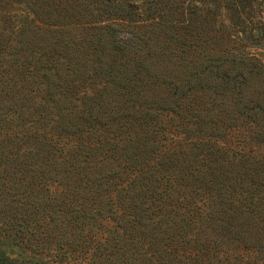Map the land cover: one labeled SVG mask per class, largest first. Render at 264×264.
Masks as SVG:
<instances>
[{"label":"trees","instance_id":"obj_1","mask_svg":"<svg viewBox=\"0 0 264 264\" xmlns=\"http://www.w3.org/2000/svg\"><path fill=\"white\" fill-rule=\"evenodd\" d=\"M256 4L225 1L240 20L258 13L264 41ZM209 8L0 0V222L34 230L31 253L264 264V155L228 141L243 120L264 148V62L231 25L209 27ZM214 107L235 121L222 127ZM42 259L18 261L0 244V264Z\"/></svg>","mask_w":264,"mask_h":264},{"label":"rangeland","instance_id":"obj_2","mask_svg":"<svg viewBox=\"0 0 264 264\" xmlns=\"http://www.w3.org/2000/svg\"><path fill=\"white\" fill-rule=\"evenodd\" d=\"M121 1H125V0H121ZM225 1L226 0H210V8L208 10L210 11V13H207L205 18L208 23V26L211 28L219 29L224 24L231 25L233 34L238 35L244 41V43L250 45L249 48H242V52L244 51L246 53L250 52L257 54L260 57V59L264 62V41H262L261 38L256 37V34L259 35V32H257L258 30H256L258 13L255 14V17H252L250 15L240 14V16L242 15L240 20L235 14L232 13L231 10L225 7ZM259 1L261 4L260 6L256 4V7H259L261 12H264V0H259ZM250 20H254L255 24H252ZM83 50L84 52L87 53L86 47H83ZM197 100L201 103H204L205 107L207 108L208 106L209 107L212 106V100L209 98L204 97L202 101H200L197 98ZM222 108L223 105L221 107V110ZM213 110L217 115L211 116L212 120L219 121L222 127H223V121L227 122L230 125L232 124V122L235 121L233 119L235 116L230 117V116L222 115L218 112V109H216V107H214ZM192 114L193 111L191 110L189 112H185L184 116H186L188 118L187 120H189ZM193 120L195 119L190 118V121ZM239 122H240L239 124L244 125V128L237 131L235 130L233 132L230 131V133L226 132L230 134V136L228 137V141H230V143L237 149L241 150V148H243V149H247L253 154L264 155V148L263 149L257 148L255 142L251 138L253 128L251 126H248L247 123L244 122L243 120ZM177 123L179 124L178 119H177ZM222 132L224 133H222L221 139H223V137L225 136V130L223 129ZM8 216H11V213H9ZM0 226H1L0 244L12 258L18 261H27L28 259H33V258H43L42 260L44 262L45 261L48 262V264H58L57 259L55 263H53L52 261L55 259V257L49 258L46 257V254L41 255L37 251H35L33 254L28 250L29 244H32L31 246L35 248L34 244L37 242V240L34 237V230L29 229L28 227L25 226V224H21L18 226V223H16L13 225V223L12 224L8 223L7 220L2 219V221L0 222ZM82 262L83 260L80 257V255L78 253H74L69 257V259L65 261L64 264H82Z\"/></svg>","mask_w":264,"mask_h":264}]
</instances>
